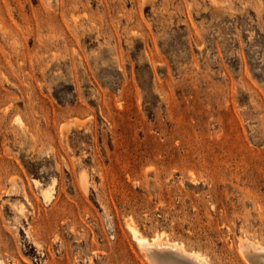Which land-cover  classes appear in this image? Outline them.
Instances as JSON below:
<instances>
[{"label":"rangeland","instance_id":"rangeland-1","mask_svg":"<svg viewBox=\"0 0 264 264\" xmlns=\"http://www.w3.org/2000/svg\"><path fill=\"white\" fill-rule=\"evenodd\" d=\"M129 223L264 245V0H0V264H151Z\"/></svg>","mask_w":264,"mask_h":264},{"label":"bare ground","instance_id":"bare-ground-1","mask_svg":"<svg viewBox=\"0 0 264 264\" xmlns=\"http://www.w3.org/2000/svg\"><path fill=\"white\" fill-rule=\"evenodd\" d=\"M129 228L137 241L138 246L144 252L151 264H166V262L162 259L163 256L160 255V251L166 249L172 250L176 254L197 264H213L211 260L199 251L189 250L181 241L166 238L160 233L152 239H148L147 237L142 236L141 232L132 223H129ZM250 250H252L253 253L264 254V245L261 242L254 241L247 237L241 239L240 251L243 254V257H245L251 264H254V256L256 254L253 256Z\"/></svg>","mask_w":264,"mask_h":264}]
</instances>
